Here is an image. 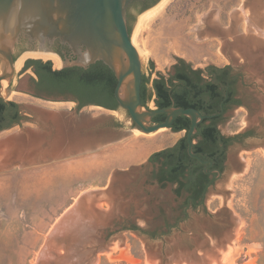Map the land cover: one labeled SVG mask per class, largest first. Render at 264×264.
<instances>
[{
    "label": "rangeland",
    "instance_id": "obj_1",
    "mask_svg": "<svg viewBox=\"0 0 264 264\" xmlns=\"http://www.w3.org/2000/svg\"><path fill=\"white\" fill-rule=\"evenodd\" d=\"M150 8L133 11L129 21L134 44L149 51L141 57L148 87L159 73L168 76L178 57L196 68L230 65L243 104L225 113L219 130L225 136L252 130L256 137L228 147L224 172L204 204L188 208L183 218L185 196L157 181L159 165L148 155L186 132L148 134L122 110L91 105L80 112L72 101L37 100L27 93L35 73L21 76L26 61H50L60 69L63 59L30 53L38 49L22 53L17 61L24 64L15 67L12 91L4 83L3 97L23 113L33 110L44 128L53 111H70L91 133L112 130L113 138L0 169V264H264V0H160ZM182 37L192 46L214 45L213 53L198 56L174 44ZM149 107L156 108L154 101ZM26 127L0 131V148ZM150 144L144 158L128 156ZM77 198L66 222L62 217ZM48 242L51 253L40 263Z\"/></svg>",
    "mask_w": 264,
    "mask_h": 264
},
{
    "label": "water",
    "instance_id": "obj_2",
    "mask_svg": "<svg viewBox=\"0 0 264 264\" xmlns=\"http://www.w3.org/2000/svg\"><path fill=\"white\" fill-rule=\"evenodd\" d=\"M134 1L137 0H0V86L3 84L0 94L4 83L9 86L14 79L15 63L22 54L17 53L15 58L18 44L35 45L34 50L60 55L52 48L59 41L68 45L76 56L64 60L63 67L87 69L102 61L114 72L117 78L114 95L119 109L112 110L125 111L136 129L153 133L170 128L179 116L189 117L188 153L201 162H209L193 151L197 125L207 115L193 107L147 108L142 102V60L132 43L128 20ZM158 114H165V120L154 122ZM59 229L55 227L50 236ZM49 244L40 251V263L51 253Z\"/></svg>",
    "mask_w": 264,
    "mask_h": 264
},
{
    "label": "trees",
    "instance_id": "obj_3",
    "mask_svg": "<svg viewBox=\"0 0 264 264\" xmlns=\"http://www.w3.org/2000/svg\"><path fill=\"white\" fill-rule=\"evenodd\" d=\"M34 63L39 64L41 68L36 70L40 78L51 85L72 86L77 89L90 88L96 91L101 89L108 91L112 95L114 94L117 78L114 72L102 61L92 64L87 69L79 66L53 69L50 61L29 59L26 61L24 69L29 68ZM149 83L150 78H146L143 75L141 98L147 108H150L149 103L154 101L156 108L171 105L184 108L193 107L204 115H213V118L210 119V124L206 128L199 129L203 139L193 145L195 153H205L204 147L206 143L214 141L221 134L217 127L219 118L217 119L215 115L221 111L220 103L224 99L223 95L226 93L232 97L235 94L236 79L232 76L231 66L207 65L204 68H196L185 59L178 57L168 76L159 73V76L153 79L154 91H149V94L145 97ZM154 93L157 95L155 98H153ZM10 104L17 105L14 101H10ZM3 106L0 103V114ZM222 107L224 110L230 108L227 104ZM165 118V114H158L154 117V122L164 121ZM190 125L191 119L189 117L179 116L170 128L177 132L183 129L189 130ZM193 138L198 139L199 135H195ZM187 148L188 143L185 136L173 146L153 152L148 158L151 163H160V167L155 173L156 178L160 181L169 180L172 183H180V186L175 189L177 193L181 190V185L184 186L185 181L190 179L192 175V173L189 174V165L185 160V157L190 158ZM197 196L195 191L193 198L195 199Z\"/></svg>",
    "mask_w": 264,
    "mask_h": 264
},
{
    "label": "flooded vegetation",
    "instance_id": "obj_4",
    "mask_svg": "<svg viewBox=\"0 0 264 264\" xmlns=\"http://www.w3.org/2000/svg\"><path fill=\"white\" fill-rule=\"evenodd\" d=\"M160 0H137L134 1L129 9L128 12V20L130 21V17L132 12L134 13H143L146 9L149 10L150 7L158 3ZM151 9V8H150ZM147 11V10H146ZM52 48L57 51L63 61L67 59L73 60L76 58V56L72 53L70 47L66 44H62L59 41H56L54 45H52ZM36 49L35 45H28L26 43H20L17 46V52L15 54V58L17 59V53H25L30 50ZM74 67V66H72ZM40 66L37 63L32 64L29 68L24 69L21 76L28 71V69H32L35 73L36 77H29L28 83H27V93L30 94L33 98L41 101L48 102L50 99L53 100H61V101H72L75 102L78 105V108L81 110L82 108L86 106L91 105H101L107 109H119L118 101L115 98V95L110 94L108 91L99 89L96 91L95 89L90 88H76L72 86H62V85H51L48 82L42 80L40 76L37 74L36 70H39ZM62 68H71V67H62ZM41 69V68H40ZM61 69V68H60ZM232 76L235 77L236 83H235V94L231 97L228 96V94L225 93L224 99L221 101V111L217 113L215 116H217V119L219 120V123L221 122L223 116L225 113L232 107V106H240L243 104L242 98L240 97V94L238 92V75L232 71ZM14 84V79L12 83L8 86V89L11 90ZM153 81H152V87H148V90L145 92V97L149 94V91H154L153 89ZM1 89V86H0ZM12 91V90H11ZM157 95L154 93L153 98H155ZM10 101H14L11 98L3 97V95L0 94V103H2L4 106L2 108V112L0 114V131L10 129L14 126L20 125L21 123H24L27 121L30 116L26 112H22L20 110V105L17 103V105L10 104ZM224 104H227L230 106L229 109L224 110L222 107ZM82 105V107H80ZM107 105V106H105ZM100 107V106H99ZM109 107H115V108H109ZM208 117L202 120L197 125V136L199 135V138H193L194 144L198 143L200 139H203V136L201 134V129L206 128L210 122L211 118H213V115H207ZM209 119V120H206ZM217 123V127L219 125ZM191 126V125H190ZM190 129V128H189ZM200 129V130H199ZM219 129V127H218ZM185 131V135L187 139L188 131L187 129H183L177 132ZM221 132V131H220ZM222 133L218 135V138L214 141L207 142L205 145V153H196L199 155L203 160L209 161V162H201L197 158H194L189 155L188 148L187 153L190 158L185 157L186 163L189 165L188 171L189 174L192 173L190 176V179L185 181L184 186L181 185V190L179 193H176V195L179 197L185 196L186 205L184 207V213L185 216L183 218L187 217L188 208L192 206L201 207L206 199L207 192L209 188L215 183V181L218 179L219 176H221L225 169V161H226V155H227V149L228 147L233 143H244L248 139L255 138L256 135L252 130H248L245 133L241 135H234V136H225ZM181 137V138H183ZM180 138V139H181ZM179 139V140H180ZM178 140V141H179ZM177 141V142H178ZM176 142V143H177ZM175 143V144H176ZM188 143V140H187ZM193 144V145H194ZM194 151V149H193ZM195 153V152H194ZM160 167V163H157ZM158 182L161 184L164 183H170L174 185L175 189L180 186V183H172L169 180L160 181L158 178H156ZM195 191L197 192V198H193ZM194 199V200H192Z\"/></svg>",
    "mask_w": 264,
    "mask_h": 264
},
{
    "label": "crops",
    "instance_id": "obj_5",
    "mask_svg": "<svg viewBox=\"0 0 264 264\" xmlns=\"http://www.w3.org/2000/svg\"><path fill=\"white\" fill-rule=\"evenodd\" d=\"M72 113L73 112L70 111L66 114L58 113V111H55V113L53 111L52 114L48 113L50 116H47V122L42 120L44 123L43 125L47 124V128L41 126L33 110L31 113H27L30 118L24 122V124L28 125L25 133L14 132L13 134L15 137H10L9 142L6 141V139L4 140L6 144L8 143V148L4 145L0 148V169L6 167L8 164H15L25 160L34 161L37 160L39 156L41 159L42 156L49 157L60 152H71L75 149L82 150L83 148L96 147L99 139L107 141L113 138L112 130L99 133V135L97 132L91 133L90 128L86 125L87 122ZM18 126L20 125L14 127ZM14 127L2 131L11 130ZM86 127H88V129ZM152 144L128 156H131V158L135 160L142 159L147 154L142 158H137L136 155L142 153ZM173 145L174 144L156 148L148 155V158L153 152ZM77 200H79V198L76 199V202Z\"/></svg>",
    "mask_w": 264,
    "mask_h": 264
},
{
    "label": "bare ground",
    "instance_id": "obj_6",
    "mask_svg": "<svg viewBox=\"0 0 264 264\" xmlns=\"http://www.w3.org/2000/svg\"><path fill=\"white\" fill-rule=\"evenodd\" d=\"M175 40V39H174ZM190 42V37H182L180 39H178V42H174L175 43H178L179 46L181 47H186L188 49H195V51L197 52L198 56H203L204 54H212L213 53V49H214V45H211V44H207V45H202V46H192L191 42ZM132 43L134 44L133 42V38H132ZM173 43V42H172ZM177 45V44H176ZM134 46H136L134 44ZM137 48V47H136ZM179 48V47H178ZM185 48V49H186ZM138 49V52L140 53V56L143 57L145 56L146 54H149V51L148 50H142L141 48H137ZM31 54H35V55H38L40 57H46V58H56L55 60L59 59L57 57V54L49 51V50H44V49H38L37 51L35 52H30ZM61 63V62H60ZM24 64V61L22 60H18L16 63H15V67L16 69H20ZM161 129H166V128H161ZM139 130V129H138ZM141 131V130H140ZM154 133V132H153ZM153 133H148V134H153ZM161 143H158V144H155L153 146H159ZM0 146H1V142H0ZM147 150L149 149H146L144 150L142 153L136 155L137 158H142L144 156V154L147 152ZM136 158V159H137ZM89 197V196H88ZM78 203H79V200L77 201V203H75L74 206H72L68 211L67 213L62 217V218H66V222L71 218V216L74 215V212L75 210H77V206H78ZM64 221V219L62 220V222ZM61 221L58 222L56 224V227H60L62 226Z\"/></svg>",
    "mask_w": 264,
    "mask_h": 264
}]
</instances>
